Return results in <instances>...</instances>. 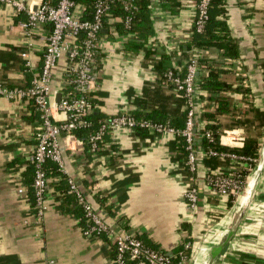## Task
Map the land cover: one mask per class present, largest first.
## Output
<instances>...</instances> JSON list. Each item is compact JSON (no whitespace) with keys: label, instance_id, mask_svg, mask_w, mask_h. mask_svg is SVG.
I'll list each match as a JSON object with an SVG mask.
<instances>
[{"label":"crops","instance_id":"obj_1","mask_svg":"<svg viewBox=\"0 0 264 264\" xmlns=\"http://www.w3.org/2000/svg\"><path fill=\"white\" fill-rule=\"evenodd\" d=\"M30 1L25 0L27 4ZM152 1L151 7H155L157 1ZM225 1L227 24L231 36L239 43L240 56L229 59L211 48L207 64L202 66L208 69L216 65L244 78L252 96L244 101L237 97L234 104L240 110L250 104L251 109L264 113V0ZM161 3L155 7L158 16L153 19L154 34L150 38L155 39L157 48L151 56L127 66L117 59L120 48L115 38L99 55L104 60L117 55L100 70L102 79L94 94L93 113L101 119L120 109L123 94L135 110L131 101L137 91L147 98L150 94L147 85L153 84L151 78L157 76L148 62L158 63L166 57L173 68L183 66L185 59L181 54L186 50L181 46L192 37L193 11L181 3V9L173 13ZM24 20L26 17L18 15L12 6L0 5V83L11 88L24 86L26 81L21 54L41 56L49 35L47 26L38 25L34 49L27 48V37L21 27ZM103 33L107 36L106 31ZM173 45L177 47L170 50ZM61 69L56 70L53 81L57 100L63 93ZM204 75L207 74L201 70L199 76ZM160 87L162 91L171 89L168 85ZM161 101L149 107H168L166 113H173L174 104L163 106ZM31 113L28 101L15 104L0 97V264H112L115 250L109 239L86 235L79 218L64 210L54 189L47 195L49 209L43 217L37 218L31 207L24 176L33 145V130L26 119ZM233 129H242L247 140L243 128L226 130ZM150 136L146 140L134 135L131 140L126 139L122 156L120 148L114 152L111 145H119L109 138L107 147L90 159V153L79 152L80 144L72 142L74 151L63 148L66 171L106 222L124 227L155 249L174 256L173 250L181 246V241L191 242L196 251L190 264H203L210 260L211 250L223 245L233 232L230 243L213 264H264V130L251 190L240 194L236 201L233 198L222 201L211 195L206 181L210 169L201 164L196 172H191L173 150V140L156 144L153 136L151 143ZM50 178L49 185L59 179ZM188 184L197 190L194 212L184 195ZM98 195L106 199L111 211L101 209Z\"/></svg>","mask_w":264,"mask_h":264},{"label":"built area","instance_id":"obj_2","mask_svg":"<svg viewBox=\"0 0 264 264\" xmlns=\"http://www.w3.org/2000/svg\"><path fill=\"white\" fill-rule=\"evenodd\" d=\"M122 2L125 18H108L110 29L104 26L105 17L109 16L112 5ZM139 0H98L95 11L91 18L84 19L85 7L77 4L76 0H32L26 3L25 0H0V5L12 6L18 15H24L26 20L21 22V27L27 37V48L34 49L35 28L38 25H45L49 28V35L45 39L41 56H31L30 52L21 54L25 62V68L32 73L31 84L28 89L11 88L0 83V97L19 104L28 101L38 113L39 118L36 124L29 125L33 130L31 146L28 155L29 164L34 166V191L37 218L43 217L49 209V198L47 187L51 178L45 171L48 161L56 163L59 170L68 177L70 192L75 193L83 206L86 216L91 221L90 228L86 235L102 238L106 236L115 250V257L112 264H190L195 249L191 242H182L184 250L191 251L188 257L180 251L176 258L173 256L147 246L136 235L119 225L109 224L102 217L101 213L86 200L80 191L76 180L71 177L65 166L63 148L68 147L74 151L72 142L80 144L82 151L86 150L85 143L79 140L75 132L81 128H92L95 123L88 116L93 113L95 92L102 79L100 73L108 64V59L117 56L127 66L144 59V54H132L125 50V45L132 39L131 34L119 35L113 27L115 24L124 23L126 30L130 29L133 13L136 12ZM155 7H158L160 0ZM182 6L190 8L192 19L190 25L192 31L202 34L209 20V9L212 0H181ZM157 5V6H156ZM155 7H151L152 18L158 16ZM103 31L110 32L115 36L120 53L108 57L107 60H97V56L103 54L110 44L109 38ZM186 40V39H185ZM149 47L155 51L157 44L155 39H149ZM177 47L173 45L171 49ZM181 53L180 50H177ZM110 55V54H109ZM191 57L183 62V66H177L167 72L163 86L172 85L173 88L185 99V125L183 129L172 126L169 122H152L145 119H137L133 114L135 109L130 105L125 94L121 96L122 106L113 115L101 119L96 129L88 136L89 150L92 155L107 147L106 137L109 136L119 145L120 150L126 149V139H130L135 129L147 130L157 141L156 144H166L172 140H184L187 153L185 166L196 172L206 156L219 157L229 162L228 166H221L215 170H209L206 175L207 185L210 194L219 197L222 201L230 198L237 199L243 192H249L257 174L258 158H249L233 153L217 152L201 145L205 138L212 140L213 133L206 131L205 123L201 114L205 102L202 96L206 97L199 88L200 72L208 74L207 67L199 63L198 53L190 51ZM62 67V90L60 100H57V91L53 88V81L56 70ZM154 75L151 81L156 82ZM122 90L123 88L120 87ZM141 97L139 91L133 96L131 103ZM66 141V144L65 142ZM246 135L242 129L226 130L220 135V145L231 149H242L245 146ZM152 147V146H151ZM241 165L243 168H241ZM242 171H246L245 174ZM185 198L189 201V209L197 210V190L188 184L185 187ZM201 250V249H200ZM204 249H202L203 252ZM205 260L203 264H209Z\"/></svg>","mask_w":264,"mask_h":264},{"label":"trees","instance_id":"obj_3","mask_svg":"<svg viewBox=\"0 0 264 264\" xmlns=\"http://www.w3.org/2000/svg\"><path fill=\"white\" fill-rule=\"evenodd\" d=\"M59 0H54L56 4ZM98 0H76L77 4L83 5L85 7L84 19L91 18L95 11V5ZM164 9L173 11V13L181 9V0H160ZM225 0H212L209 9V20L206 28L202 34H197L192 31V37L189 41L182 44V50H186V53H182L181 56L184 59H189L191 55L188 51L199 52L201 58H199V63L201 65L207 64L206 58L208 51L211 48L219 50L224 57L229 59H237L240 56L239 43L236 39L231 36L227 20H226V9ZM153 4L152 0H139L137 2L136 12L133 13L134 17L130 29L126 30L124 28V23L115 24L113 27L118 32L119 35L131 34L132 39L125 45V50L132 54H144V59L152 55L151 47H149V38L154 34L153 29V18L151 14V6ZM121 17L125 18V12L123 9L122 2H115L109 10V16L104 21V26L109 30L110 24L108 23V18ZM109 40L114 39L115 36L110 32L107 33ZM98 62L101 61V57L97 56ZM168 58L163 57L158 63L148 62L151 65V69L157 74L156 82L147 85V90L150 91L147 98L143 97L136 98L133 103L137 108L133 111V114L137 119L150 120L152 122H169L172 126L183 129L185 125L186 111H185V99L179 94L172 85H169L171 89L167 91H162L160 89L162 82L165 80L167 72H169L173 67L167 63ZM230 73V75H228ZM24 74L26 75V81L24 86H17L16 88L28 89L31 84V79L33 77L32 73L28 72L25 68ZM199 88L206 93V97L202 96L205 102L204 108L201 114V119L205 123L206 131H211L213 133L212 140L203 139L201 145L207 149L214 150L217 152L233 153L240 156H246L249 158L259 157V140L262 138V132L264 130V113L258 111L257 109H251L250 104L247 107H243L241 110L234 104L235 99L238 97L240 101H244L248 97L252 96L251 90L246 85V81L242 77L236 76L235 72L226 71L221 69V67L216 65H210L208 67V74L200 77ZM146 92V91H145ZM147 99V100H146ZM162 100L163 106H168L174 104L173 113L168 114V107L164 109L149 107ZM148 101L152 102L148 104ZM32 113L30 117L26 119L30 124H34L38 120L39 115L34 110L33 105L30 103ZM147 107V108H146ZM145 109V110H144ZM89 119L95 123L92 128H81L76 130V137L85 143V148L90 155L91 152L88 145V136L91 132L96 129L98 122L101 120V116L92 113L88 116ZM231 128H243L247 133V140L245 146L242 149H231L227 147H222L220 145V135L226 129ZM149 132L145 129L137 128L135 129L134 137H139L141 140H146L149 137ZM152 137V136H150ZM109 136L106 137L105 141H109ZM151 143L153 142V137L151 138ZM114 152H119V147L117 145H111ZM172 148L183 160H186V150L184 140H177L172 143ZM102 151V150H101ZM99 151L98 153H100ZM97 153V154H98ZM123 150L120 152L122 156ZM115 158H119L115 156ZM203 164L206 168L212 170L219 168L221 166H228V161L226 159H221L219 157L206 156L203 160ZM45 171L48 176L58 177V181L48 185L47 195L49 190L52 188L55 191L56 198L61 200L64 210L66 212L75 215L79 218L80 225L84 232H86L91 225V221L86 216V212L83 206L80 204L79 199L75 193L70 192V186L68 184V177L63 174L56 163L48 161L45 165ZM187 168V167H186ZM241 168L243 166L241 165ZM34 166L29 164L26 172L24 173L26 186L28 188V201L31 207L35 205V191H34ZM243 174L246 171H242ZM48 197V196H47ZM97 200L100 204L101 209L105 211H111V207L107 204V201L102 196H97ZM231 207V205H229ZM139 238V236H138ZM140 239V238H139ZM145 245L152 247L145 241ZM154 248V247H153ZM183 251V247L173 250V260L177 261V254ZM188 257L191 255V251H183Z\"/></svg>","mask_w":264,"mask_h":264},{"label":"water","instance_id":"obj_4","mask_svg":"<svg viewBox=\"0 0 264 264\" xmlns=\"http://www.w3.org/2000/svg\"><path fill=\"white\" fill-rule=\"evenodd\" d=\"M103 32H105V31H103ZM60 98H61V95L58 96V100H60ZM232 237H233V232H230V234L228 235V238L226 239V241L223 245L216 246L211 250L210 261H209L210 263L209 264H213L214 261L221 255L224 247L230 243Z\"/></svg>","mask_w":264,"mask_h":264}]
</instances>
